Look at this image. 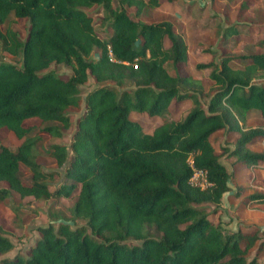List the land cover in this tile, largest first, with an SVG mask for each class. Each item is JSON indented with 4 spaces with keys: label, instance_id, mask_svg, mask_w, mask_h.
<instances>
[{
    "label": "trees",
    "instance_id": "16d2710c",
    "mask_svg": "<svg viewBox=\"0 0 264 264\" xmlns=\"http://www.w3.org/2000/svg\"><path fill=\"white\" fill-rule=\"evenodd\" d=\"M158 5L159 0H116L115 5L112 0H0V26L9 17L28 22L23 40L9 27L0 30V52L20 58L19 65L0 61V129L20 140L14 151L0 147V200L11 191L21 198H67L78 189L70 212L84 221L74 228L39 227L25 256L15 254L0 264H260L256 256L264 252V228L223 232L203 205L212 204L215 214L229 191V173L209 140L215 131L237 135L232 149L222 148L236 164L253 168L264 162V125L245 126L251 110L264 122V84L252 81L264 75V36L254 41L259 53L232 57L223 51L218 63L196 65L209 69L211 85L204 91L185 71L187 45L172 23L138 19ZM93 6L102 12L104 37L97 36L84 11ZM247 7L241 3L238 14ZM232 34V28L223 32ZM230 61L241 66L232 68ZM51 63L69 67L70 75L46 70ZM88 76L97 85L81 100L79 88ZM201 96H207L204 106ZM186 99L193 106L180 121L164 120L150 133L129 119L131 110L151 117ZM81 102L68 148L52 144L48 150L64 165L66 180L50 189L45 180L53 174L40 169L36 144L45 134L61 137V129L71 126L68 112ZM30 119L58 125L31 133ZM253 142L262 150H250ZM21 167L30 174L28 183L19 176ZM193 170L204 171L209 185H191ZM243 190L236 187L234 196ZM240 204H264V192L253 190ZM252 247L254 255L247 257ZM11 248L0 233V254Z\"/></svg>",
    "mask_w": 264,
    "mask_h": 264
},
{
    "label": "rangeland",
    "instance_id": "374dc122",
    "mask_svg": "<svg viewBox=\"0 0 264 264\" xmlns=\"http://www.w3.org/2000/svg\"><path fill=\"white\" fill-rule=\"evenodd\" d=\"M243 2L249 5L248 9L250 10L240 15L238 14V7ZM112 4L115 5L116 0H112ZM84 11L91 16L92 26L97 36L104 37L108 31L104 30L100 24L101 10L93 6L85 8ZM126 11L133 18V8H128ZM138 19L145 23L161 20L171 21L174 30L182 36L187 45L188 62L185 71L198 80L205 91L211 85L207 78L209 69H197L196 65L210 61L218 63L223 56V51L227 53L226 55L232 57L261 52L254 45V41L258 37L264 36V0H159L158 7L145 9ZM5 27L15 31L18 38L23 40L28 29V22L26 19L15 20L13 17H9L0 26V30L4 31ZM230 28L235 30V34L224 37L223 32L228 31ZM97 55V50H93L90 54L92 58ZM0 61L20 64L18 56L12 57L5 52H0ZM229 65L232 68H238L241 66V62L230 61ZM165 68L170 74L173 73L170 64H165ZM46 70H51L63 77H67L71 73L69 67L55 63L49 64ZM252 81L264 84V75H258ZM96 85L92 77L88 76L86 82L79 88L81 100L84 94ZM124 87H119V89ZM199 101L204 106L207 96H201ZM192 106V102L188 99L179 103L172 102L163 114L151 117L131 110L129 119L138 122L143 132L150 133L154 127L164 120L180 121ZM82 110L83 103L81 102L78 110L68 112L71 126L67 129H61L63 133L61 137H51L45 134L43 139L36 144L35 159L40 169L53 174L52 178L49 177L45 180L50 189L66 182L63 177L64 165L58 166L48 156L50 145L63 144L68 148L75 119L81 114ZM249 119L248 127L264 125L262 120H256L253 116ZM26 124L32 125L31 133L44 126L58 125L55 122H39L37 119H30L26 121ZM236 137L235 133L224 131L222 135L217 134L209 138L214 150L220 154L219 162L228 170L227 184L229 191L224 194L215 214L211 213L214 208L212 204H204L203 207L209 213L210 218L220 223L223 232L235 228L250 229L254 226L264 228V206L244 207L239 201L242 196L252 193L253 190L264 192V162L259 163L256 167L248 168V172L239 171L238 165L234 164V157H228L222 151L223 147L225 150L232 149ZM19 141L14 135L0 129V147L4 146L14 151ZM257 145L253 146L257 147ZM69 154L70 151L68 150ZM19 176L23 183L29 182L30 174L24 167H21ZM238 185H242L240 187H243L246 191L243 192L241 197L235 198L234 193ZM77 192L78 189L67 198L34 199L31 196L21 198L11 191L7 198L0 200V233L4 234L12 243V248L9 251L0 254V260L11 258L15 254L25 256L29 246L38 237L37 229L39 227L51 225L55 228L59 223H65L70 228L83 225L84 221L72 217L70 212V208L76 200ZM149 234L151 236L157 235L153 228H149ZM126 242L138 243L139 241L128 239ZM253 255L254 247L249 250L247 257ZM256 257L260 264H264V252L259 253Z\"/></svg>",
    "mask_w": 264,
    "mask_h": 264
},
{
    "label": "crops",
    "instance_id": "0c3cea01",
    "mask_svg": "<svg viewBox=\"0 0 264 264\" xmlns=\"http://www.w3.org/2000/svg\"><path fill=\"white\" fill-rule=\"evenodd\" d=\"M249 8V5H248V7L246 8V10H244V12L243 13H245L247 10H250V9H248ZM248 12V11H247ZM169 21V20H168ZM171 22V21H170ZM174 27V26H173ZM259 53V52H258ZM168 64H170V63H168ZM171 66V65H170ZM191 76V75H190ZM192 77V76H191ZM193 78V77H192ZM253 111H255V110H253ZM252 110L248 113V116H247V119H246V122H245V124H246V126L249 124V117H255V119L257 120H259L260 121V119L257 117V114H256V111L255 112H253ZM264 123V122H263ZM248 127V126H247ZM223 130H218V131H215L213 134H211V136H216L217 134H223ZM228 133H232V132H228ZM210 138V137H209ZM236 139V138H235ZM258 144V145H257ZM260 144V145H259ZM253 145H257V147L256 146H253ZM260 146H262V144L261 143H259V142H253V143H251L250 145H249V149L250 150H252V151H255V152H259V151H261L262 150V147H260ZM222 164V163H221ZM234 164H236L235 162H234ZM223 165V164H222ZM236 165H238V169H239V171L240 170H243V172H246L247 171V169H248V167H245V166H243V165H240V164H236ZM225 167V166H224ZM225 169H226V167H225ZM227 170V169H226ZM227 172H228V170H227ZM248 172V171H247ZM238 186H242V185H238ZM244 191H246V190H243V192ZM248 194V193H247ZM223 198V197H222ZM236 198V197H235ZM237 198H239V197H237ZM222 200V199H221ZM240 201V200H239ZM254 206H264V204H253ZM253 205H250V206H253ZM248 207V206H247ZM257 207V208H258ZM236 229V228H235ZM235 229H230V230H235Z\"/></svg>",
    "mask_w": 264,
    "mask_h": 264
},
{
    "label": "built area",
    "instance_id": "2783aa9c",
    "mask_svg": "<svg viewBox=\"0 0 264 264\" xmlns=\"http://www.w3.org/2000/svg\"><path fill=\"white\" fill-rule=\"evenodd\" d=\"M189 183L201 189L209 185L206 181L205 172L201 170H193Z\"/></svg>",
    "mask_w": 264,
    "mask_h": 264
}]
</instances>
